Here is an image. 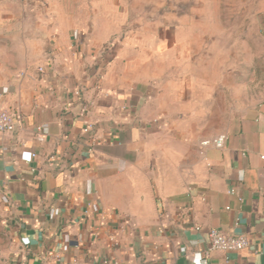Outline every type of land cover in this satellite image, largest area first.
Listing matches in <instances>:
<instances>
[{
	"label": "crops",
	"instance_id": "1",
	"mask_svg": "<svg viewBox=\"0 0 264 264\" xmlns=\"http://www.w3.org/2000/svg\"><path fill=\"white\" fill-rule=\"evenodd\" d=\"M41 7L18 34L22 63L0 78V109L16 121L0 135L11 264H264V98L223 133L197 132L185 123L196 79L161 54L180 49L157 50L151 70L146 43L125 39L122 53L115 11ZM220 135L223 148L203 145ZM211 229L250 245L203 262Z\"/></svg>",
	"mask_w": 264,
	"mask_h": 264
},
{
	"label": "rangeland",
	"instance_id": "2",
	"mask_svg": "<svg viewBox=\"0 0 264 264\" xmlns=\"http://www.w3.org/2000/svg\"><path fill=\"white\" fill-rule=\"evenodd\" d=\"M32 5L48 6L52 14L65 17H76L83 6L86 16L103 18L115 11L122 53L125 39L146 43L142 51L151 70L157 50L180 49L161 54L165 64L177 65L178 78L189 69L196 79L197 114L185 123L197 132L223 133L233 116L264 98V0H0V78L7 79L22 63L20 44L25 41L18 34L35 28L28 19L36 14ZM18 16L26 22L16 24L13 17ZM172 33L179 39L173 40ZM140 34L146 39L136 40ZM151 34L170 39H147ZM16 250L0 212V264H11Z\"/></svg>",
	"mask_w": 264,
	"mask_h": 264
},
{
	"label": "built area",
	"instance_id": "3",
	"mask_svg": "<svg viewBox=\"0 0 264 264\" xmlns=\"http://www.w3.org/2000/svg\"><path fill=\"white\" fill-rule=\"evenodd\" d=\"M16 121L13 114L6 109H0V135L12 132L15 129ZM87 131V130H86ZM226 136L220 135L212 140H207L203 142L204 146H214L216 148H223L226 143ZM36 155H33L35 157ZM197 231L200 229L195 228ZM209 246L204 251L202 261L209 258L214 252L222 253H237L245 250L249 247L250 241L246 235H228L220 230L211 229L208 233ZM72 264H88L86 262H73Z\"/></svg>",
	"mask_w": 264,
	"mask_h": 264
}]
</instances>
